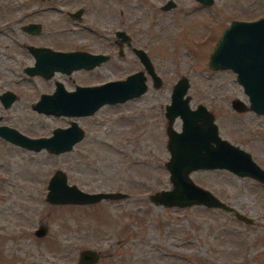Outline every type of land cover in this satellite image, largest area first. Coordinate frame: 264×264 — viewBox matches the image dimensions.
Listing matches in <instances>:
<instances>
[{
	"label": "rangeland",
	"instance_id": "rangeland-1",
	"mask_svg": "<svg viewBox=\"0 0 264 264\" xmlns=\"http://www.w3.org/2000/svg\"><path fill=\"white\" fill-rule=\"evenodd\" d=\"M54 10L31 15L36 0H0V93L18 94L0 103V124L29 136L49 135L70 119L84 129L73 147L53 154L30 150L0 136V264H80L79 252L96 251L91 264H264V184L227 169H197L189 175L251 221L233 212L203 205L165 206L150 200L170 188L165 167V105L181 75L189 80V104L202 103L212 113L222 138L248 151L264 168V113L236 111L234 98L248 104L236 73L208 66L209 53L231 19L264 13V0H54ZM83 8L79 18L67 11ZM25 17H27L25 19ZM39 21L56 46L101 51L110 57L91 70L53 78L27 75L31 64L22 44L30 40L21 26ZM125 31L122 40L115 30ZM131 47L146 51L161 78L153 86ZM143 69L147 89L140 96L105 104L86 116L38 112L39 93L51 92L54 80L75 83L122 78ZM40 76V77H39ZM172 126L181 128L176 116ZM87 192L120 191L123 197L90 204H55L46 200L53 172ZM47 227L42 236L33 230Z\"/></svg>",
	"mask_w": 264,
	"mask_h": 264
},
{
	"label": "water",
	"instance_id": "water-1",
	"mask_svg": "<svg viewBox=\"0 0 264 264\" xmlns=\"http://www.w3.org/2000/svg\"><path fill=\"white\" fill-rule=\"evenodd\" d=\"M199 1L206 5L212 2ZM172 4V0H168L163 8ZM78 13L79 11L72 13V16L79 17ZM34 25L30 23L24 28L31 31ZM116 34L122 39L125 38L122 30ZM31 50L35 62L25 66L24 71L46 78L55 70L68 73L79 68L89 69L108 59L106 54L85 51L61 52L43 47H33ZM133 50L150 76L153 86H158L161 78L146 52L142 48ZM208 66L212 69L229 68L236 73V80L242 85L248 104L234 98L231 101L233 109H250L258 114L264 113V17L256 20H232L211 49ZM144 70L140 69L124 78L106 80L96 85L76 86L72 91H66L62 84L57 83L52 93L40 95L33 108L38 112L53 115L92 114L103 104H115L143 94L147 89ZM188 86L189 80L186 76L178 77L171 89L170 102L165 105L169 150L165 167L172 186L152 193L150 200L165 206L203 205L207 208H219L233 212L238 219L250 222L249 216L195 183L189 175L192 170L197 169H227L238 176H249L264 184V168L254 161L248 151L219 135L218 126L206 106L202 103H197L195 107L190 106V97L186 94ZM13 98L11 91L0 94L4 106H8ZM176 116L181 119L180 130L172 126ZM83 134V129L74 120L70 121L67 127L54 128L48 137H30L14 127L0 125V136L4 139L31 150L45 148L52 153L70 150L82 139ZM124 195L125 193L120 191H84L77 185L68 183L65 173L57 169L49 178L45 198L55 204H90ZM46 231V226L38 225L33 233L42 236ZM97 258L98 254L94 249L85 248L79 252L80 264H91Z\"/></svg>",
	"mask_w": 264,
	"mask_h": 264
},
{
	"label": "flooded vegetation",
	"instance_id": "flooded-vegetation-1",
	"mask_svg": "<svg viewBox=\"0 0 264 264\" xmlns=\"http://www.w3.org/2000/svg\"><path fill=\"white\" fill-rule=\"evenodd\" d=\"M167 1L168 0H166L162 5H161V8L163 9V10H167V9H170L171 7H173L174 5H175V2H174V0H172V5L170 6V7H168V8H163V5L165 4V3H167ZM199 4H202L199 0H196ZM36 2L38 3V7H36V8H34V9H32L31 11H32V13L33 14H31V15H36V14H39V13H41V12H46V11H50V10H54V0H36ZM213 3V0H212V2L210 3V4H208V5H211ZM203 5H206V4H203ZM83 8H78V9H76V10H74V11H67V14L68 15H70L71 17H73L72 16V13H75V12H77V11H79V13H78V15H79V17H80V13L81 12H83ZM79 17H73V18H79ZM261 17H264V13H261L260 15H255V16H240V17H238V18H234V19H231L230 20V22L232 21V20H256V19H258V18H261ZM27 17H25V19H26ZM229 22V23H230ZM30 23H33V24H35L33 27H31L32 28V30L31 31H29V30H26L24 27L26 26V25H28V24H30ZM227 26V25H226ZM225 26V27H226ZM225 27H223V29L225 28ZM21 29L25 32V34L28 36V37H31L30 38V40L29 41H27V42H24L23 44H22V47L24 48V50H25V53H26V57L28 58H30V62H31V64H28V65H32L34 62H35V56H34V54H33V52H32V50L31 49H33V47L35 48V47H43V48H48V49H50V50H52V51H61V52H69V51H85V52H90V53H93V54H106V55H108V58L110 57V54L109 53H106V52H101V51H90V50H87V49H84V48H80V47H72V46H66V45H64V46H56V45H54L53 43H46L45 41H43V39H45L48 35H49V32L47 31V30H45V29H43V26H42V24L39 22V21H37V20H27V22H25L22 26H21ZM223 29L221 30V32H220V34H219V36H217V39H216V41H215V43L217 42V40H218V38L220 37V35H221V33H222V31H223ZM119 30H122V29H117V30H115V35L117 36V37H119V38H121L120 36H118L117 34H116V32L117 31H119ZM122 31H124V30H122ZM124 33H125V31H124ZM125 39H128V37L126 36V34H125V38L124 39H122V40H125ZM215 43L213 44V46L215 45ZM213 46H212V48H213ZM32 47V48H31ZM133 48H140V47H131V49H132V51L134 52V50H133ZM145 51V50H144ZM146 52V51H145ZM135 53V52H134ZM147 54V53H146ZM106 61V60H105ZM105 61H103V62H105ZM102 63V62H101ZM28 65H25V66H28ZM24 66V67H25ZM24 67H23V72L25 73V74H27V75H30V74H28V73H26L25 71H24ZM93 68V67H92ZM74 70H79V71H87V70H91L90 68L89 69H85V68H79V69H74ZM74 70H72V71H74ZM138 70H140V69H138ZM143 70V69H142ZM72 71H70V72H63V71H59V70H55L54 72H53V74L50 76L51 78H53V76L55 75V74H65V75H69V74H71V72ZM135 71H137V70H135ZM135 71H131V72H129V73H132V72H135ZM128 73V74H129ZM33 75H40V74H33ZM127 75V74H126ZM125 75V76H126ZM41 77H43L42 75H40ZM39 76V77H40ZM124 76V77H125ZM50 77H48V78H50ZM124 77H122V78H124ZM43 78H46V77H43ZM116 79H121V78H116ZM110 80V79H109ZM112 80V79H111ZM104 81H106V80H104ZM104 81H89V82H82L81 84H77V83H75L73 86H71V87H66L65 86V84H64V82L63 81H60V80H58V79H55L54 80V89H55V87H56V84L57 83H60V84H62V86H63V88L66 90V91H72V90H74L75 88H76V86H88V85H96V84H100V83H102V82H104ZM54 89L51 91V92H41V93H39V97H40V95L42 94V93H52L53 91H54ZM7 91H11V92H13V94H14V98H13V100H12V102L14 101V99H16L17 98V96H18V94L17 93H15V91H12V90H10V89H7V90H4V91H2L0 94H2V93H4V92H7ZM39 97H38V99H39ZM37 99V100H38ZM36 100V101H37ZM35 101V102H36ZM11 102V103H12ZM35 102H33L32 104H31V107L33 108V104L35 103ZM124 102V101H123ZM0 103L4 106V104L2 103V100L0 99ZM10 103V104H11ZM9 104V105H10ZM8 105V106H9ZM103 105H105V104H103ZM103 105H101V106H103ZM100 106V107H101ZM5 107H7V106H5ZM99 107V108H100ZM34 109V108H33ZM96 111V110H95ZM94 111V112H95ZM59 115H64V114H59ZM90 115V114H89ZM64 116H71L72 117V115H64ZM79 116H86V115H79ZM72 120H74V119H70L69 120V123L67 124V125H65V126H55V127H53L52 128V130H51V133H52V131H53V129L54 128H56V127H67V126H69L70 125V121H72ZM74 121H76V120H74ZM0 125H7V124H0ZM7 126H10V125H7ZM10 127H14V126H10ZM15 129H17L16 127H14ZM82 128V127H81ZM83 129V128H82ZM18 130V129H17ZM19 131V130H18ZM21 132V131H20ZM83 132H84V129H83ZM23 133V132H22ZM51 133L49 134V135H44V136H30V137H48V136H50L51 135ZM23 134H25V133H23ZM25 135H27V134H25ZM84 135V134H83ZM29 136V135H28ZM2 137V136H1ZM3 138V137H2ZM8 141V140H7ZM10 142V141H9ZM11 143H13V142H11ZM77 143V142H76ZM75 143V144H76ZM13 144H15V143H13ZM15 145H18V144H15ZM18 146H21V145H18ZM21 147H24V146H21ZM24 148H26V147H24ZM28 149V148H27ZM43 149H45V148H43ZM31 150V149H30ZM45 150H47V149H45ZM48 151V150H47ZM48 152H50V151H48ZM50 153H52V152H50ZM60 153H63V152H60ZM53 154H59V153H53Z\"/></svg>",
	"mask_w": 264,
	"mask_h": 264
}]
</instances>
